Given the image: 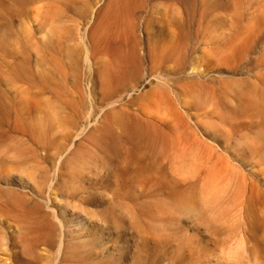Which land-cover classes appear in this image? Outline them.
Wrapping results in <instances>:
<instances>
[{"label":"rangeland","instance_id":"374dc122","mask_svg":"<svg viewBox=\"0 0 264 264\" xmlns=\"http://www.w3.org/2000/svg\"><path fill=\"white\" fill-rule=\"evenodd\" d=\"M0 264H264V0H0Z\"/></svg>","mask_w":264,"mask_h":264},{"label":"bare ground","instance_id":"6f19581e","mask_svg":"<svg viewBox=\"0 0 264 264\" xmlns=\"http://www.w3.org/2000/svg\"><path fill=\"white\" fill-rule=\"evenodd\" d=\"M248 146H250V145H248ZM253 148H254V147H253ZM246 149H248V148H246ZM249 149H250V148H249ZM246 151H248V150H246ZM252 151H253V150H251V153H253ZM249 153H250V152H249Z\"/></svg>","mask_w":264,"mask_h":264}]
</instances>
